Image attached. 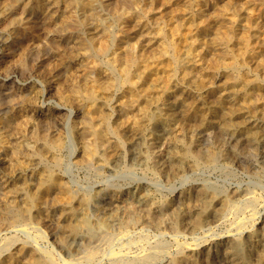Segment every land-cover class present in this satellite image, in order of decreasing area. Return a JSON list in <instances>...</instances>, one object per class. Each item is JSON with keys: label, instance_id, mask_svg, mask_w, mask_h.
Listing matches in <instances>:
<instances>
[{"label": "rangeland", "instance_id": "1", "mask_svg": "<svg viewBox=\"0 0 264 264\" xmlns=\"http://www.w3.org/2000/svg\"><path fill=\"white\" fill-rule=\"evenodd\" d=\"M0 45V264L264 263V0H0Z\"/></svg>", "mask_w": 264, "mask_h": 264}, {"label": "bare ground", "instance_id": "2", "mask_svg": "<svg viewBox=\"0 0 264 264\" xmlns=\"http://www.w3.org/2000/svg\"><path fill=\"white\" fill-rule=\"evenodd\" d=\"M56 1V0H55ZM150 1V0H149ZM156 1V0H155ZM174 1H176V0H174ZM218 1V0H217ZM49 2V1H48ZM84 2V1H83ZM119 2V1H118ZM170 2V1H169ZM220 2V1H219ZM225 2H227V1H225ZM53 3V2H52ZM114 3V2H113ZM176 3V2H175ZM200 3V2H199ZM233 3V2H232ZM39 4V3H38ZM154 4V3H153ZM161 4V3H160ZM58 5V4H57ZM148 5V4H147ZM151 5V4H150ZM196 5V4H195ZM158 6V5H157ZM189 5H187V7H188ZM58 7V6H57ZM151 7V6H150ZM34 8V7H33ZM50 8V7H49ZM184 8V7H183ZM45 9V8H44ZM58 9V8H57ZM66 9V8H65ZM68 10V9H67ZM153 10V9H152ZM171 10H172V8H171ZM186 10V9H185ZM204 10V9H203ZM118 11V10H117ZM160 11V10H159ZM202 11V10H201ZM66 12V11H65ZM131 12V11H130ZM207 12V11H206ZM3 13V12H2ZM172 13V12H171ZM187 13V12H186ZM46 14V13H45ZM123 14H125V13H123ZM161 15V14H160ZM175 15V14H174ZM180 15V14H179ZM187 15H188V13H187ZM56 16V15H55ZM51 17V16H50ZM130 17V16H129ZM198 17V16H197ZM259 17V16H258ZM125 18V17H124ZM163 18V17H162ZM188 18V17H187ZM2 19V18H1ZM164 19V18H163ZM181 19V18H180ZM257 19V18H256ZM259 19V18H258ZM183 20V19H182ZM193 20V19H192ZM192 20H191V22H192ZM49 21V20H48ZM55 21V20H54ZM53 21V22H54ZM50 22V21H49ZM132 23V22H131ZM140 23V22H139ZM174 23H175V21H174ZM186 23V22H185ZM235 23V22H234ZM189 24V23H188ZM141 25H142V23H141ZM194 25V24H193ZM137 26H138V24H137ZM140 26V25H139ZM226 26H228V25H226ZM235 26V25H234ZM122 27V26H121ZM128 27V26H127ZM163 27V26H162ZM189 27V26H188ZM236 27H238V26H236ZM140 28V27H139ZM169 28V27H168ZM178 28V27H177ZM194 28V27H193ZM192 28V29H193ZM204 28H205V26H204ZM230 28H232L231 26H230ZM189 29V28H188ZM191 29V28H190ZM208 29V28H207ZM130 30V29H129ZM205 30V29H204ZM120 31V30H119ZM142 31V30H141ZM174 31V30H173ZM190 31V30H189ZM198 31V30H197ZM209 31V30H208ZM244 31V30H243ZM123 32H125V31H123ZM136 32V31H135ZM191 32V31H190ZM195 32V31H194ZM206 32V31H205ZM94 33V32H93ZM142 33V32H141ZM234 33V32H233ZM134 34H136V33H134ZM148 34V33H147ZM173 34V33H172ZM186 34V33H185ZM206 34V33H205ZM5 35V34H4ZM127 35V34H126ZM137 35V34H136ZM176 36V35H175ZM169 37V36H168ZM188 37V36H187ZM222 37V36H221ZM177 38H179V37H177ZM223 38V37H222ZM225 38V37H224ZM9 39V38H8ZM101 39V38H100ZM212 39V38H211ZM163 40V39H162ZM166 40V39H165ZM185 40V39H184ZM193 40V39H192ZM225 40V39H224ZM141 41V40H140ZM168 41V40H167ZM185 41H187V40H185ZM190 41V40H189ZM188 41V42H189ZM45 42H47V41H45ZM145 42V41H144ZM191 42V41H190ZM197 42V41H196ZM210 42H212V41H210ZM5 43V42H4ZM119 43V42H118ZM131 43V42H130ZM174 43V42H173ZM178 43H179V41H178ZM214 43V42H213ZM227 43V42H226ZM46 44V43H45ZM48 44H49V42H48ZM145 44V43H144ZM193 44V43H192ZM219 44V43H218ZM123 45H124V43H123ZM141 45V44H140ZM146 45V44H145ZM170 45V44H169ZM177 45V44H176ZM184 45V44H183ZM185 45H187V44H185ZM188 45H191V44H188ZM187 45V46H188ZM208 45V44H207ZM217 45V44H216ZM247 45V44H246ZM1 46V45H0ZM137 46V45H136ZM150 46V45H149ZM199 46V45H198ZM212 46V45H211ZM185 47V46H184ZM228 47H230V46H228ZM46 48H48V47H46ZM126 48V47H125ZM147 48H148V46H147ZM150 48V47H149ZM189 48H190V46H189ZM196 48V47H195ZM143 49V48H142ZM193 49V48H192ZM108 50V49H107ZM116 50V49H115ZM118 50V49H117ZM220 50V49H219ZM17 51V50H16ZM203 51V50H202ZM234 51V50H233ZM246 51V50H245ZM6 52V51H5ZM106 52V51H105ZM111 52V51H110ZM144 52V51H143ZM169 52V51H168ZM170 53H171V51H170ZM172 53H173V51H172ZM182 53V52H181ZM183 53H185V52H183ZM13 54V53H12ZM156 54V53H155ZM174 54V53H173ZM110 55V54H109ZM125 55V54H124ZM172 55V54H171ZM185 55V54H184ZM217 55H219L218 54V52H217ZM14 56V55H13ZM143 56V55H142ZM138 57V58H136L135 59V61L134 62H132V63H128V64H126L123 68H122V71H123V77H122V81H123V83H127V82H132L133 81V79L135 78V75L133 74V69L131 68V66L132 65H134V64H139L141 61H144L145 60V58H144V56L143 57ZM167 56V55H166ZM222 56H223V54H222ZM135 57V56H134ZM170 57V56H169ZM221 57V56H220ZM219 57V58H220ZM189 58V57H188ZM2 59V58H1ZM78 59V58H77ZM165 59H166V57H165ZM221 59H222V57H221ZM117 60V59H116ZM156 60V59H155ZM154 60V61H155ZM3 61V60H2ZM75 61V60H74ZM130 61V60H129ZM132 61V60H131ZM146 61V60H145ZM227 61L229 62V63H231V64H235L236 62H238V58H237V56H236V54L235 53H232L230 56H228L227 57ZM76 62V61H75ZM146 62H148V60L146 61ZM150 62V61H149ZM158 62V61H157ZM201 62V61H200ZM202 63V62H201ZM158 66V65H157ZM166 66H168V65H166ZM175 66V65H174ZM201 66V65H200ZM116 67V66H115ZM173 67V66H172ZM204 67V66H203ZM118 68V67H117ZM161 68V67H160ZM180 70V69H179ZM200 70V69H199ZM160 71V70H159ZM162 71V70H161ZM85 72V71H84ZM104 72V71H103ZM163 72H164V70H163ZM176 72V71H175ZM14 73V72H13ZM16 73V72H15ZM119 73V72H118ZM140 73V72H139ZM171 73V72H170ZM209 73V72H208ZM18 74V73H17ZM108 75H110V73L108 74ZM192 76V75H191ZM7 77V76H6ZM9 77V76H8ZM119 77H121V76H119ZM106 79V78H105ZM107 79H110V78H107ZM119 79V78H118ZM57 80V79H56ZM121 80V79H120ZM202 80H204L203 78H202ZM54 81V80H53ZM118 81V80H117ZM206 81V80H205ZM204 81V82H205ZM201 82V81H200ZM203 82V83H204ZM3 83H5V82H3ZM10 84V83H9ZM13 84V83H12ZM11 84V85H12ZM97 84V83H96ZM156 84V83H155ZM28 85V84H27ZM56 85V84H55ZM112 85V84H111ZM140 85V84H139ZM98 86H99V84H98ZM113 86V85H112ZM119 86V85H118ZM150 86V85H149ZM210 86V85H209ZM263 86V85H262ZM229 87V86H228ZM22 88V87H21ZM28 88V87H27ZM100 88V87H99ZM162 88V87H161ZM152 89V88H151ZM173 89V88H172ZM226 89V88H225ZM22 90V89H21ZM98 90V89H97ZM171 90V89H170ZM190 90V89H189ZM2 91V90H1ZM5 91V90H4ZM7 91V90H6ZM10 91V90H9ZM150 91V90H149ZM97 92V91H96ZM172 92V91H171ZM197 92V91H196ZM15 93V92H14ZM99 93V92H98ZM104 93V92H103ZM114 93V92H113ZM170 93V92H169ZM188 93H189V91H188ZM8 94V93H7ZM160 94H161V92H160ZM194 94V93H193ZM225 94V93H224ZM4 95V94H3ZM121 95V94H120ZM173 95V94H172ZM200 95V94H199ZM7 96V95H6ZM111 96V95H110ZM171 96V95H170ZM235 96V95H234ZM201 97V96H200ZM228 97V96H227ZM105 98V97H104ZM163 98V97H162ZM173 98V97H172ZM96 99V98H95ZM228 99V98H227ZM235 99V98H234ZM237 99H239V98H237ZM147 100V99H146ZM176 100V99H175ZM186 100V99H185ZM208 100V99H207ZM232 100V99H231ZM240 100V99H239ZM116 101V100H115ZM154 101H155V99H154ZM160 101V100H159ZM2 102V101H1ZM100 103H102V102H100ZM157 103V102H156ZM195 103V102H194ZM196 103H197V101H196ZM199 103V102H198ZM21 104V103H20ZM155 104V103H154ZM189 104V103H188ZM245 104V103H244ZM22 105V104H21ZM123 105V104H122ZM217 106H215V108H217L216 110H214L215 112H218V111H221V112H223L224 113V110L221 108V102H219V104H216ZM247 105V104H246ZM26 106V105H25ZM24 106V107H25ZM28 106V105H27ZM188 106V105H187ZM191 106V105H190ZM248 106V105H247ZM41 107V106H40ZM136 107V106H135ZM153 107H154V105H153ZM15 108V107H14ZM34 108V107H33ZM16 109V108H15ZM24 109H26V107L24 108ZM58 109V108H57ZM96 109V108H95ZM18 110V109H17ZM33 110V109H32ZM44 110V109H43ZM53 110H55V109H53ZM117 110V109H116ZM194 110V109H193ZM245 110V109H244ZM11 111H13L12 109H11ZM50 111V110H49ZM90 111V110H89ZM109 111V110H108ZM112 111V110H111ZM118 111V110H117ZM241 111V110H240ZM21 112V111H20ZM52 112V111H51ZM58 112V111H57ZM91 112V111H90ZM238 112V111H237ZM36 113V112H35ZM41 113V112H40ZM48 113V112H47ZM129 113V112H128ZM244 113H245V111H244ZM25 114V113H24ZM23 114V115H24ZM57 114V113H56ZM95 114V113H94ZM187 114H188V112H187ZM251 114V113H250ZM17 115V114H16ZM115 115V114H114ZM207 115H208V113H207ZM206 115V116H207ZM213 115V114H212ZM252 115V114H251ZM254 115V114H253ZM252 115V116H253ZM205 116V117H206ZM215 116V115H214ZM233 116V115H232ZM46 117V116H45ZM135 117V116H134ZM12 118V117H11ZM43 118V117H42ZM79 118V117H78ZM197 118V117H196ZM203 118V117H202ZM227 118V117H226ZM19 119V118H18ZM46 119V118H45ZM94 119V118H93ZM119 119V118H118ZM152 119V118H151ZM154 119H155V117H154ZM166 119V117L164 116V114H159V120L160 121H164ZM253 119V118H252ZM259 119H262V118H259ZM10 120V119H9ZM8 120V121H9ZM48 120V119H47ZM103 120H104V118H103ZM170 120V119H169ZM57 121V120H56ZM94 121V120H93ZM110 121V120H109ZM3 122V121H2ZM34 122V121H33ZM191 122V121H190ZM77 123V122H76ZM107 123V122H106ZM132 123V122H131ZM130 123V124H131ZM163 123V122H162ZM166 123V122H165ZM168 123V122H167ZM263 123V122H262ZM11 124H13V123H11ZM105 124V123H104ZM126 124V123H125ZM103 125V124H102ZM118 125V124H117ZM123 125V124H122ZM134 125V124H133ZM132 125V126H133ZM213 125V124H212ZM240 125V124H239ZM251 125V124H250ZM264 125V124H263ZM11 126V125H10ZM77 126V125H76ZM101 126V125H100ZM121 126V125H120ZM170 126H171V124H170ZM256 126H257V124H256ZM75 127V126H74ZM99 127V126H98ZM104 127V126H103ZM162 127H163V125H162ZM206 127V126H205ZM225 127V126H224ZM260 127V126H259ZM13 127H10V129H12ZM32 128V127H31ZM237 128V127H236ZM235 128V129H236ZM243 128V127H242ZM205 129V128H204ZM211 129V128H210ZM216 129V128H215ZM253 129H255V127L253 128ZM7 130H8V128H7ZM102 130V129H101ZM200 130V129H199ZM212 130H214L213 129V126H212ZM78 131V130H77ZM99 131V130H98ZM121 131V130H120ZM133 131V130H132ZM165 131H166V128H165ZM170 131V130H169ZM108 132V131H107ZM214 132V131H213ZM1 133V132H0ZM2 133H4V132H2ZM195 133V132H194ZM227 133V132H226ZM93 134H94V132H93ZM109 134V133H108ZM107 134V135H108ZM160 134V133H159ZM106 135V136H107ZM115 135H116V133H115ZM127 135V134H126ZM2 136V135H1ZM138 136V135H137ZM235 136V135H234ZM252 136V135H251ZM255 136V135H254ZM254 136H252V137H254ZM21 137V136H20ZM161 137V136H160ZM166 137V136H165ZM110 138V137H109ZM132 138V137H131ZM140 138V137H139ZM167 138V137H166ZM247 138V137H246ZM5 139H8V136H7V138H5ZM72 139V138H71ZM97 139V138H96ZM158 139H159V137H158ZM17 140V139H16ZM8 141H9V139H8ZM164 141V140H163ZM108 142V141H107ZM166 142V141H165ZM164 142V143H165ZM110 143V142H109ZM254 143H255V141H254ZM2 144H4V143H2ZM9 144H10V142H9ZM18 144V143H17ZM5 145V144H4ZM93 145V144H92ZM91 145V146H92ZM12 147V146H11ZM73 147H75L74 145H73ZM76 148V147H75ZM8 149V148H7ZM80 149V148H79ZM101 149V148H100ZM109 149V148H108ZM161 149V148H160ZM73 150H75V149H73ZM8 151V150H7ZM73 152V151H72ZM78 152V151H77ZM136 153V152H135ZM3 154H4V152H3ZM114 154V153H113ZM112 154V155H113ZM138 154V153H137ZM177 154V153H176ZM76 156V155H75ZM138 157V156H137ZM170 157V156H169ZM140 158V157H139ZM179 159V158H178ZM99 160V159H98ZM4 161V160H3ZM179 161V160H178ZM182 161V160H181ZM180 161V162H181ZM15 164V163H14ZM108 164V163H107ZM175 167V166H174ZM3 171V170H2ZM18 171H20V170H18ZM14 172V171H13ZM134 172V171H133ZM3 174H5V173H3ZM33 175V174H32ZM162 175V174H161ZM1 176V175H0ZM3 176V175H2ZM21 178V177H20ZM28 179V178H27ZM5 181V180H4ZM11 182V181H10ZM9 182V183H10ZM25 182H26V180H25ZM52 182V181H51ZM55 183V182H54ZM13 184V183H12ZM55 185V184H54ZM142 185V184H141ZM56 186V185H55ZM135 186V185H134ZM47 187V186H46ZM50 187V186H49ZM147 187V186H146ZM145 187V188H146ZM239 188V187H238ZM51 189H53V188H51ZM65 189H66V187H65ZM135 189H136V187H135ZM137 190V189H136ZM144 190V189H143ZM149 190V189H148ZM128 191V190H127ZM129 192V191H128ZM141 192V191H140ZM134 193H135V191H134ZM189 194V193H188ZM114 195V194H113ZM112 195V196H113ZM125 195H127V194H125ZM129 195H130V193H129ZM136 195V194H135ZM145 195V194H144ZM190 195V194H189ZM188 195V196H189ZM242 195V194H241ZM109 196V195H108ZM131 196H133V195H131ZM143 196V195H142ZM141 196V197H142ZM152 196V195H151ZM209 196V195H208ZM240 196V195H239ZM106 197V196H105ZM126 197V196H125ZM124 197V199H126ZM137 197V196H136ZM147 197V196H146ZM149 197V196H148ZM190 197V196H189ZM113 198V197H112ZM201 198V197H200ZM244 198V197H243ZM141 199V198H140ZM149 199V198H148ZM189 199V198H188ZM246 199V198H245ZM42 200V199H41ZM110 200H112V199H110ZM127 200V199H126ZM200 200V199H199ZM235 200H237V199H235ZM40 201V200H39ZM38 201V202H39ZM152 201V200H151ZM231 201V200H230ZM234 201V200H233ZM240 201V200H239ZM102 202V201H101ZM128 202V201H127ZM107 203H110V202H107ZM113 203H115V202H113ZM136 203V202H135ZM149 203H151V202H149ZM154 203V202H153ZM36 204H37V202H36ZM211 204V203H210ZM220 204V203H219ZM149 205V204H148ZM42 206V205H41ZM147 206V205H146ZM151 206V205H150ZM114 207V206H113ZM163 207V206H162ZM110 208V207H109ZM119 208V207H118ZM127 208V207H126ZM130 208V207H129ZM128 208V209H129ZM172 208V207H171ZM94 209V208H93ZM132 209H134V208H132ZM164 209V208H163ZM207 209H209V208H207ZM213 209V208H212ZM86 210V209H85ZM103 210H106V209H103ZM110 210V209H109ZM194 210V209H193ZM96 211V210H95ZM139 211V210H138ZM157 211V210H156ZM179 211V210H178ZM102 212V211H101ZM115 212V211H114ZM125 212V211H124ZM202 212V211H201ZM103 213V212H102ZM126 213H128V212H126ZM125 213V214H126ZM133 213V212H132ZM136 213V212H135ZM156 213V212H155ZM173 213V212H172ZM85 214V213H84ZM160 214V213H159ZM176 214V213H175ZM199 214H200V212H199ZM211 214V213H210ZM116 215V214H115ZM118 215V214H117ZM122 215V214H121ZM129 215V214H128ZM166 215V214H165ZM184 215H185V213H184ZM123 216V215H122ZM125 216V215H124ZM137 216H140L139 214L137 215ZM171 216V215H170ZM189 216V215H188ZM187 216V217H188ZM117 217V216H116ZM204 217V216H203ZM143 218H145V217H143ZM142 218V219H143ZM180 218V217H179ZM202 218V217H201ZM206 218V217H205ZM103 219H104V217H103ZM168 219V218H167ZM183 219V218H182ZM110 220H112V219H110ZM131 220V219H130ZM164 220V219H163ZM179 219H177V221H178ZM82 223H87L88 222V220H87V218L86 217H84L82 220ZM149 221V220H148ZM132 222V221H131ZM114 223V222H113ZM115 223H116V221H115ZM161 223V222H160ZM26 224V223H25ZM154 224V223H153ZM174 224V223H173ZM191 224H193V223H191ZM111 225V224H110ZM110 225H109V227H110ZM123 225H124V223H123ZM156 225V224H155ZM190 225V224H189ZM22 226V225H21ZM20 226V227H21ZM26 226V225H25ZM106 226H107V222L106 221H102L101 222V227L102 228H106ZM172 226V225H171ZM195 226V225H194ZM193 226V227H194ZM257 226V225H256ZM108 227V228H109ZM26 230H27V227H24L23 226V228H19V229H17V232L18 231H20V233H24V232H26ZM103 231V230H102ZM252 231H253V229H252ZM30 232V231H29ZM108 232V231H107ZM254 232V231H253ZM110 233V232H109ZM248 233V232H247ZM252 233V232H251ZM25 235V234H24ZM31 235V234H30ZM259 236V235H258ZM241 237V236H240ZM257 237V236H256ZM29 238V237H28ZM45 238H46V236H45ZM44 238V239H45ZM227 238V237H226ZM249 238V237H248ZM16 239V238H15ZM39 239V238H38ZM38 239H37V241H38ZM32 240V239H31ZM48 240V239H47ZM245 240V239H244ZM264 240V239H263ZM28 241V240H27ZM43 241V240H42ZM97 241V240H96ZM242 241V240H241ZM40 242V241H39ZM79 242V241H78ZM19 243V242H18ZM17 243V244H18ZM217 243V242H216ZM219 243V242H218ZM225 243V242H224ZM252 243V242H251ZM226 244V243H225ZM239 244V243H238ZM263 244H264V242H263ZM40 245V244H39ZM73 245V244H72ZM75 245V244H74ZM241 245V244H240ZM249 245V244H248ZM260 245V244H259ZM12 246H14V245H12ZM42 246V245H41ZM71 246V245H70ZM209 246V245H208ZM216 246H217V244H216ZM223 246V245H222ZM255 246H256V243H255ZM261 246V245H260ZM15 248H16V246H14ZM35 247V246H34ZM72 247V246H71ZM250 247V246H249ZM248 247V248H249ZM262 247V246H261ZM260 247V248H261ZM214 248V247H213ZM221 248V247H220ZM263 248V247H262ZM224 249V248H223ZM241 249H243V247L241 248ZM256 249V248H255ZM11 250V249H10ZM41 250V249H40ZM188 250V249H187ZM262 250V249H261ZM260 250V251H261ZM41 251H43V250H41ZM228 251V250H227ZM27 252V251H26ZM29 252V251H28ZM27 252V253H28ZM182 252V251H181ZM263 252V251H262ZM215 253V252H214ZM183 254V253H182ZM184 254H186V253H184ZM212 254V253H211ZM259 254V253H258ZM4 255V254H3ZM235 255V254H234ZM255 255V254H254ZM15 256H17V255H15ZM188 256H189V254H188ZM196 256V255H195ZM250 256H251V254H250ZM249 256V257H250ZM8 257V256H7ZM31 257V256H30ZM181 257H183V256H181ZM227 257V256H226ZM248 257V258H249ZM254 257V256H253ZM262 257H263V254H262ZM190 258V257H189ZM195 258V257H194ZM217 258V257H216ZM46 259V258H45ZM188 259V258H187ZM246 259V258H245ZM252 258H250V260H251ZM255 259V258H254ZM8 260V259H7ZM17 260V259H16ZM166 260V259H165ZM191 260V259H190ZM196 260V259H195ZM209 260V259H208ZM230 260V259H229ZM238 260V259H237ZM236 260V261H237ZM249 260V261H250ZM260 260V259H259ZM199 261V260H198ZM201 261V260H200ZM221 261V260H220ZM226 261V260H225ZM228 261V260H227ZM234 261H235V259H234ZM14 262V261H13ZM230 262V261H229ZM259 262H261V261H259ZM37 263V262H36ZM51 263V262H50ZM178 263V262H177ZM185 263V262H184ZM226 263V262H225ZM228 263V262H227ZM231 263H232V261H231ZM255 263L256 264H259V263H257V261H255ZM42 264V263H41ZM193 264H195L194 263V261H193ZM243 264V263H242ZM264 264V263H263Z\"/></svg>", "mask_w": 264, "mask_h": 264}]
</instances>
